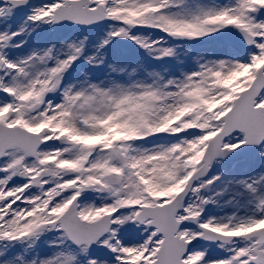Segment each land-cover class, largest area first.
Instances as JSON below:
<instances>
[{
  "label": "snow or ice",
  "instance_id": "obj_1",
  "mask_svg": "<svg viewBox=\"0 0 264 264\" xmlns=\"http://www.w3.org/2000/svg\"><path fill=\"white\" fill-rule=\"evenodd\" d=\"M0 264H264V0H0Z\"/></svg>",
  "mask_w": 264,
  "mask_h": 264
}]
</instances>
